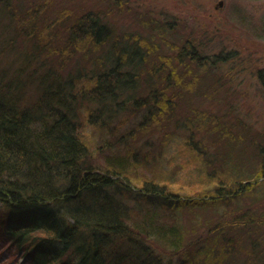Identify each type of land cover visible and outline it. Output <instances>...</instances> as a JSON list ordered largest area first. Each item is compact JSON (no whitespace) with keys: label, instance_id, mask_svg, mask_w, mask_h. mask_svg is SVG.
Here are the masks:
<instances>
[{"label":"trees","instance_id":"1","mask_svg":"<svg viewBox=\"0 0 264 264\" xmlns=\"http://www.w3.org/2000/svg\"><path fill=\"white\" fill-rule=\"evenodd\" d=\"M45 3L0 0V21L6 18L10 24V34L2 39L0 48V203L7 209L6 214L0 213V226L5 238L20 248L27 244L22 255L31 264H185L183 261L192 259L176 254L203 225L219 230L208 238L207 246L226 248L227 252V243L234 238V243L240 242L244 264H264V138L250 157L221 160L219 171L204 174L211 186L199 190L185 187L172 174L178 166L189 164L191 152L196 159V140L188 143L190 138L186 137L181 147L175 145L183 157L170 168L152 163L147 155L136 161L134 149L121 148L126 138L139 142L144 137L145 145L156 130L171 122L184 121L189 126L190 120L201 124L206 134H215L214 142L222 135L232 146L244 140L240 131L229 130L224 126L227 122L222 124L206 112L191 110L192 117H188L189 111L175 121V98L180 94L171 97L165 90L176 71L164 66L171 61L182 65L175 77V82L179 78L177 84L187 88L182 94H202L207 92L203 78L199 80L192 68L205 65L206 58L180 47L177 60L183 63L158 57L137 74L136 68L122 71L116 62L110 70L84 76L80 82L76 76L65 82L57 71L47 68L42 79L34 77L24 84L20 63L17 65L21 36L31 43L35 57L49 66L47 56L56 54L51 47L53 37L66 38L67 46L91 38L96 46L107 30L98 13L83 11L71 18V13L62 9L52 11V17L45 16ZM55 24L62 29L53 34ZM135 40L140 44L137 37ZM119 58L124 60L121 53ZM10 60L13 70L6 66ZM138 62L140 65L141 59L136 60L137 67ZM47 73L55 74L54 80L44 84ZM142 73L145 76L140 79ZM263 73L260 71L262 77ZM39 80L42 82L28 100L24 89ZM138 82L147 95H139ZM153 85L158 90L162 87V93L152 96L148 87ZM120 96L122 101L118 102ZM146 105H153V109L136 128L119 137L114 129H107L114 111L138 110ZM103 111L105 116L101 117ZM83 123L88 132L79 131ZM169 126L160 131L162 142L173 137ZM94 133L98 150L108 153L102 163L89 161ZM224 143L221 146L231 157L232 149ZM186 154L189 157L184 159ZM142 165L150 174L140 170ZM255 202L263 210L256 211ZM236 253L240 256L239 249Z\"/></svg>","mask_w":264,"mask_h":264},{"label":"rangeland","instance_id":"2","mask_svg":"<svg viewBox=\"0 0 264 264\" xmlns=\"http://www.w3.org/2000/svg\"><path fill=\"white\" fill-rule=\"evenodd\" d=\"M30 2H46L45 16L51 17L52 11L54 13L62 9L70 12L71 18L90 10L92 15L98 13L96 16L107 30L100 35L96 46L93 45L91 38L76 43L77 45L67 46L66 38L53 37L51 47L56 50V54L47 56L49 66L42 64L40 59L35 57L30 51L31 43L20 35V60L18 58L17 65L20 63V79L24 84L31 82L34 77L42 79L47 68L57 71L62 81L71 80L76 76V80L80 82L84 76L89 77L110 70L116 66V62L120 64L122 71L136 68L134 72L137 74L146 70L151 61H157L158 57L169 60L174 58L183 63L182 60H177L180 47L188 51L193 50L199 57L206 58L205 65L201 67L196 65L192 68L193 74H199L197 75L199 80L203 78L207 92L202 94H182L187 92L186 87V90L181 87L185 84H177L179 78L175 82V77H178L176 74L183 68L182 65L171 61L169 66H164L166 69L173 67L172 71H176L175 74L170 75L171 83L165 90L171 97L180 94L178 99L175 98L177 107L174 112L175 121L184 118L186 116L184 113L189 111L188 117H192L191 110L206 112L222 124L227 122L224 126L229 130L240 131L244 140L232 146V142L228 143L222 135L214 142L215 134H206L207 132L200 127L201 124L195 120H190L189 126L184 121L171 122L163 128L159 127L161 129L156 130V133L150 136L149 143L145 145L142 143L144 137L139 142H133L130 138L122 141L121 148L127 150L128 146L134 149L136 161L147 155L152 163L170 168L172 162L177 163L183 157L176 148L182 146L184 138H190L188 143L191 139L196 140L199 149H197L198 155H195L196 159L193 157L195 152H191L189 164L185 168L178 166L172 174L177 181L184 182L185 187L191 186V190H199L211 186L206 183L204 174L219 171L221 160L228 158L232 161L242 158V155L250 157L259 147L260 143L257 142L264 138V0H20L21 4ZM8 22V19L1 18L0 29L4 31L0 33V48L3 45L2 39L10 34ZM61 29L55 24L53 34ZM136 37L140 44L136 42ZM119 53L124 60L118 59ZM142 56H145V61ZM140 59L141 64L139 65L138 62L137 67L135 62ZM6 66L8 70H13L15 66L13 60L8 61ZM164 72L166 73L167 70ZM54 75L47 73L43 83L46 84V80L53 81ZM143 76L144 73L140 75V79ZM41 82L42 80H39L24 89L28 100L32 98L35 86ZM135 84V87L142 91L138 92L139 95H147L142 83ZM66 87L70 88L68 85ZM148 89L152 96L159 95L163 91L162 87L158 90L154 85ZM121 101L120 96L118 102ZM151 109L153 105L142 106L138 110L114 111L111 120L107 123V129H114L115 135L119 137L129 128H136ZM108 115L109 113L106 117ZM104 116L105 111L101 114V117ZM168 126L173 137L167 142H162L160 131ZM79 131L88 132L86 123H83V128ZM89 131L93 133L92 130ZM93 138L91 149L94 152L89 161L102 163L105 154L108 153L98 150L95 144L96 133L93 134ZM221 142H225L224 144L232 149L231 157L228 156L226 148L221 146ZM238 145L239 147L234 150L233 148ZM186 151L184 150L185 153ZM188 157L189 155L186 154L184 159ZM147 169L143 165L140 167V170L150 174ZM244 173L248 172L245 170ZM245 202L248 205L247 200ZM254 205L257 203L255 202ZM261 209L258 206L256 211ZM6 210L0 203V213L6 214ZM253 226L257 227V224ZM1 231L2 229L0 230V264H31L22 256L27 244L24 243L20 248L10 243ZM217 234L219 230L216 228L198 226L194 239L184 250H178L176 257L183 259L185 255L189 256L192 261H183L185 264H225L226 262L244 264L240 242L234 243L233 237H231L233 240L229 239L230 241L226 238L227 252L226 248L207 246L208 238ZM257 238L261 239L259 235ZM236 249H239L241 257L237 255Z\"/></svg>","mask_w":264,"mask_h":264},{"label":"water","instance_id":"3","mask_svg":"<svg viewBox=\"0 0 264 264\" xmlns=\"http://www.w3.org/2000/svg\"><path fill=\"white\" fill-rule=\"evenodd\" d=\"M219 3H221V2H219Z\"/></svg>","mask_w":264,"mask_h":264}]
</instances>
